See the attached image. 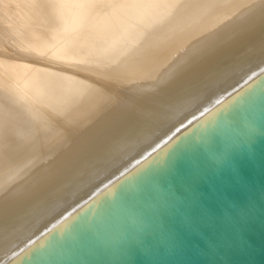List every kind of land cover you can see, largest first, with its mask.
I'll use <instances>...</instances> for the list:
<instances>
[{"label": "bare ground", "instance_id": "1", "mask_svg": "<svg viewBox=\"0 0 264 264\" xmlns=\"http://www.w3.org/2000/svg\"><path fill=\"white\" fill-rule=\"evenodd\" d=\"M263 71L264 0H0V264Z\"/></svg>", "mask_w": 264, "mask_h": 264}, {"label": "water", "instance_id": "2", "mask_svg": "<svg viewBox=\"0 0 264 264\" xmlns=\"http://www.w3.org/2000/svg\"><path fill=\"white\" fill-rule=\"evenodd\" d=\"M7 264H264V71Z\"/></svg>", "mask_w": 264, "mask_h": 264}, {"label": "rangeland", "instance_id": "3", "mask_svg": "<svg viewBox=\"0 0 264 264\" xmlns=\"http://www.w3.org/2000/svg\"><path fill=\"white\" fill-rule=\"evenodd\" d=\"M19 98V97H18Z\"/></svg>", "mask_w": 264, "mask_h": 264}]
</instances>
